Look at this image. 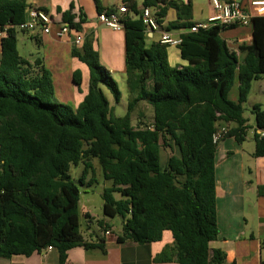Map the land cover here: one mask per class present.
I'll use <instances>...</instances> for the list:
<instances>
[{
  "label": "trees",
  "instance_id": "16d2710c",
  "mask_svg": "<svg viewBox=\"0 0 264 264\" xmlns=\"http://www.w3.org/2000/svg\"><path fill=\"white\" fill-rule=\"evenodd\" d=\"M94 1L98 14L115 11L104 9L101 0ZM123 4L128 9L123 30L130 98L127 114L118 117L102 89L105 86L118 103L117 82L89 42L71 51L89 72L88 92L74 109L56 101L52 74L43 59L19 54L18 30L29 20L27 0H0L4 34L0 41V257H29L52 247L60 264H65L72 248L104 250L102 244L86 242L81 233V190L70 174L72 166L84 163L86 179L93 173V159H98L104 178L113 184L103 193L104 215L123 219L119 243H155L169 231L179 264L226 260L223 251L210 248L219 236V142L214 136L219 122L236 125L222 133L221 140L235 138L242 144L249 136L244 105L253 83L264 78V17L251 19L253 42L239 47L242 58L222 37L226 27L216 26L182 35L177 49L187 65L173 67L170 45L148 44L141 10L152 9L160 24L172 10L177 18L166 30H190L193 4L178 0H142L141 4L123 0ZM74 19L71 12L63 16L71 30L78 29ZM236 80L239 98L234 102L229 95ZM73 82L80 89V71L74 73ZM141 103L153 108V121L135 126L132 116ZM252 114L253 155L264 158V137L258 133L264 129L262 105L255 104ZM95 182L93 173L90 184ZM259 194L264 196V187Z\"/></svg>",
  "mask_w": 264,
  "mask_h": 264
},
{
  "label": "crops",
  "instance_id": "0c3cea01",
  "mask_svg": "<svg viewBox=\"0 0 264 264\" xmlns=\"http://www.w3.org/2000/svg\"><path fill=\"white\" fill-rule=\"evenodd\" d=\"M101 1L104 9L113 8L116 11L123 4V0ZM178 1L193 4L192 22L194 24L205 23L216 14L211 0ZM238 1L243 5L244 13L254 17L253 3L262 0ZM27 2L29 4L28 19L29 11L34 8L46 10L53 18L50 34H46L41 27H38L42 30V35L37 44L43 47L44 52L43 56L36 58L43 59L46 69L52 74L56 89L62 88L63 67H66L64 64L66 63L68 74L69 67H73L72 81L74 73L82 71V86L86 85V94L88 92L89 72L86 65L80 61V63L74 60L70 61L68 58L72 48L76 46L74 39L78 35H82L84 42H89L94 47L100 55L101 63L110 72L125 74L124 30L114 31L100 23L97 20L98 8L94 0H27ZM138 2L141 4L142 0H138ZM69 12L74 15V22L78 25V29L71 30L69 34L59 38L57 32L64 23L63 16ZM176 18V13L172 10L169 11L162 24L163 28L166 29L168 24L175 21ZM36 29L37 27L30 30L28 35L31 39L34 38ZM188 31L189 29H177L169 32L174 37H179ZM148 36V44L161 40V32L148 33ZM2 37H4L3 33L0 36V41ZM222 37L226 40L229 48L242 58L238 49L240 46L252 44L253 24L226 28ZM169 62L173 67L187 65V62L181 59L177 47L169 49ZM76 89L72 87L68 96L61 94L60 102L69 104L76 109L82 101L81 97H77L80 94ZM260 92L264 93V82L260 87ZM85 96H83V100ZM229 98L234 102L238 101V80L235 81ZM235 126L234 123L226 122L217 124L218 132L221 133H226ZM247 141L248 138L244 143L239 144L235 138H225L219 141L217 149L216 193L219 236L216 241L210 243V248L212 252L221 250L225 253L226 260L222 264H264L262 245L264 242V196L259 194V188L264 187V158L254 157L255 144L252 149L248 150L245 146ZM86 215L90 220L93 218L90 212H87ZM103 221L106 229L103 228L102 233L83 236L88 243L102 244L104 250L101 248H72L68 251L65 264H179L177 248L171 232H165L163 239L155 243L138 244L132 241L119 243L118 235L121 233L115 232L108 219ZM108 231L110 234H107ZM0 264H60V257L55 249L44 250L29 257L21 255L11 258L0 257Z\"/></svg>",
  "mask_w": 264,
  "mask_h": 264
},
{
  "label": "rangeland",
  "instance_id": "374dc122",
  "mask_svg": "<svg viewBox=\"0 0 264 264\" xmlns=\"http://www.w3.org/2000/svg\"><path fill=\"white\" fill-rule=\"evenodd\" d=\"M37 26L36 33L34 38L31 39L28 35L29 33H25L18 30V51L19 54L28 59H34L39 56H43L44 49L42 46L37 44V41L40 40L42 35V30ZM0 34L2 35L1 31ZM0 35V36H1ZM176 51V50H174ZM65 55V54H64ZM66 58V57H64ZM68 58L70 61L74 60L77 63H80L78 59H74L69 53ZM66 67L64 68L63 73V85L62 88L56 89V101L60 102L61 94H65L68 96L71 92V88L74 87L76 89V85H74L72 81V71L73 67H69V74L67 73V64L64 63ZM103 65V64H102ZM86 68V67H84ZM80 70V69H79ZM82 73V71L80 70ZM113 78L117 82L118 89L121 93L120 101L116 103L111 92L105 87L102 86V89L108 98L111 106L115 108V114L118 117H124L128 112V101L129 94L127 89V78L126 74H121L119 72H111ZM264 79L255 81L253 83V89L249 96L248 102L244 105L245 113L244 116L249 118V122L251 125V129L249 132L248 141L245 144L246 148L252 149L254 147L255 141L253 139V132L256 126L255 117L252 114V109L255 104H261L264 109V93L260 92V87L263 85ZM77 93L80 94L77 97H81L83 101V96L86 94V85L77 88ZM58 95V96H57ZM81 101V102H82ZM153 108L147 103H141L138 109L133 113L132 119L133 124L135 126L139 125V123H151L153 121ZM165 157L168 156L169 152H165ZM93 173L96 178V182L90 184V180L93 176L92 172H89V176L85 179L83 178V172L85 169L84 163H81L78 166H72L70 169V174L72 178L78 182V185L81 190V201H80V214H81V233L85 236H94L96 233H102V225H104V219H108L110 225L115 230L117 234L122 233L123 229V219L121 217L109 218L104 215L103 212V193L106 188L112 187V182L108 181L104 178L103 170L100 165L98 159H93ZM82 179L83 184L80 182ZM116 198H120L119 194H115ZM87 212H90L93 218L90 220L86 215ZM102 224V225H101Z\"/></svg>",
  "mask_w": 264,
  "mask_h": 264
},
{
  "label": "built area",
  "instance_id": "2783aa9c",
  "mask_svg": "<svg viewBox=\"0 0 264 264\" xmlns=\"http://www.w3.org/2000/svg\"><path fill=\"white\" fill-rule=\"evenodd\" d=\"M211 3L215 9L216 14L210 18L205 23L194 24L188 32H198L200 29H210L212 27H233L237 25H250V17L244 13L243 7L238 0H211ZM253 6L255 7V16L254 17H263L264 16V0L254 2ZM128 12L127 6L122 4L120 8L113 12H103L98 14L97 20L104 26L114 30L121 31L124 29L123 20L124 15ZM141 19L143 24L147 29V33L161 32L162 44L170 45L171 47L179 46L183 39L182 36L174 37L171 32L164 29L162 24H160L150 8H143L141 10ZM53 25V18L49 13H46L38 8L31 9L29 11V20L20 26V29L31 30L35 27L40 26L46 34L51 33V27ZM71 32V28L68 23H63L60 29L57 32V36L62 38ZM84 38L82 35H78L74 39L76 47H82ZM260 136L264 137V129L258 130ZM221 132H218L214 136V142H219L221 140ZM107 234H110L108 231ZM47 250H53L52 247H49Z\"/></svg>",
  "mask_w": 264,
  "mask_h": 264
}]
</instances>
